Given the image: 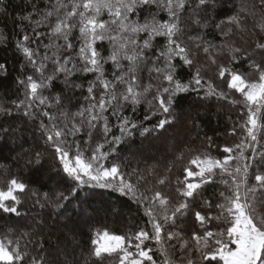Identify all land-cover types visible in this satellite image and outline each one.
<instances>
[{
    "label": "snow or ice",
    "instance_id": "snow-or-ice-1",
    "mask_svg": "<svg viewBox=\"0 0 264 264\" xmlns=\"http://www.w3.org/2000/svg\"><path fill=\"white\" fill-rule=\"evenodd\" d=\"M230 3L0 0V47L16 58L15 98L0 99V170L9 176L0 219L27 218L23 231L0 237V264H264V0L242 11ZM10 74L0 62V80ZM213 100L245 110L239 129L224 126L225 141L242 138L220 144L205 133V151L173 191L162 174L149 187L157 169L140 151L145 142L194 129ZM106 191L143 209L145 226L83 240L59 223L69 207L86 216Z\"/></svg>",
    "mask_w": 264,
    "mask_h": 264
},
{
    "label": "trees",
    "instance_id": "trees-1",
    "mask_svg": "<svg viewBox=\"0 0 264 264\" xmlns=\"http://www.w3.org/2000/svg\"><path fill=\"white\" fill-rule=\"evenodd\" d=\"M17 0H13V5L15 6ZM246 3V0H232L227 6V9H231L235 6L237 11H242V6ZM226 9V11H227ZM12 9H10L11 11ZM5 21L0 19V28L5 27ZM7 33L15 39L14 33L17 31L13 25L9 22L6 26ZM15 57L10 50H5L0 47V62L7 60L11 74L7 80H0V99L7 100L9 98H15V86L13 80L16 76L15 70ZM202 71L208 75H212V71L207 66H201ZM8 95L5 96L7 90ZM194 97H189L183 100L178 108V112H185L190 109L193 104ZM217 102L211 101L206 106L207 110L201 109L200 116L197 118V126L194 129L186 130L182 126H177L175 128L169 129L163 134H155L154 137L145 142L144 147L150 146L154 142H165L167 138L173 139L172 143L177 146L172 152L167 153L161 150L162 158L160 162H154L155 166L158 167V171L166 169V176L171 177V183L168 188L165 189L166 192L173 191L177 187L176 177L180 175L183 168L188 165V160L198 154L199 152H204L205 147L202 144L204 139V134L213 135L217 132V143L223 144L225 142L233 144L239 142L242 138L241 135H237L235 138L229 136L227 141L224 138V126L228 125L229 129L235 123L239 129L240 115L245 110L240 106L228 105L224 109L216 107ZM138 118H142V113H138ZM231 116L229 120L228 117ZM258 121L264 124V109L257 114ZM150 126V124L148 125ZM199 134V135H198ZM158 137V138H157ZM260 143H264L261 140ZM140 139L137 138L134 141V145H139ZM143 149V148H142ZM142 149L140 151L142 152ZM133 150H136L135 148ZM215 151V150H213ZM7 155V153H5ZM183 157V158H181ZM171 169V172L168 170ZM17 171V170H13ZM256 171L255 168L250 169V172ZM160 177H153L151 183L148 186L151 187L153 182L158 180ZM9 176L6 172L0 170V190H6L7 180ZM159 186V185H158ZM220 186L208 188L205 192V196H210L214 191H219ZM27 199V197H25ZM136 205L129 201L125 197L119 196L118 193L104 192L102 195L97 196L93 203L91 204L92 211H90L86 216L77 213L72 207H69L64 215L60 218L59 223L61 225L68 224L69 227H77L84 235L80 237L83 240H87V237L91 235L95 238L96 232L101 234L104 231H108L113 235H124L131 231L137 229V227H144L147 221V217L143 214V209L139 212L136 211ZM131 209V210H130ZM17 218L13 219H0V237H3L5 233H13L17 229L23 231L22 225L27 222V218L20 219L19 223L16 222ZM191 224L189 220L187 224L181 225V227L187 228ZM215 231V228H212ZM185 238H187V233H183ZM23 244V242H21ZM109 264H115L114 261H109Z\"/></svg>",
    "mask_w": 264,
    "mask_h": 264
},
{
    "label": "rangeland",
    "instance_id": "rangeland-1",
    "mask_svg": "<svg viewBox=\"0 0 264 264\" xmlns=\"http://www.w3.org/2000/svg\"><path fill=\"white\" fill-rule=\"evenodd\" d=\"M172 141H173V139L167 138L165 140V142L164 141L163 142H154L150 146L143 147V149H142L143 155L145 157L150 158L148 160V163L157 169L158 167L155 166L154 162H158V161L160 162V160L162 158V155L160 153L161 150H164L165 152L170 153V152H172L173 149L177 148V146H175L174 142L172 143ZM166 172H167L166 169H163L162 171H158V169H157L156 174L148 175L146 177V179L148 180V182H150L151 179H153V177H160V174H162L163 177H165ZM156 186L159 187L158 184Z\"/></svg>",
    "mask_w": 264,
    "mask_h": 264
}]
</instances>
